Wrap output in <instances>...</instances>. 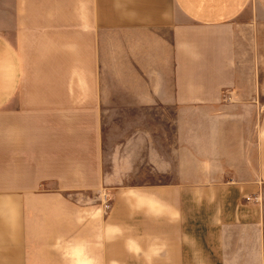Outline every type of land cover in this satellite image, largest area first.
<instances>
[{
	"label": "crops",
	"instance_id": "0c3cea01",
	"mask_svg": "<svg viewBox=\"0 0 264 264\" xmlns=\"http://www.w3.org/2000/svg\"><path fill=\"white\" fill-rule=\"evenodd\" d=\"M0 264H264V0H0Z\"/></svg>",
	"mask_w": 264,
	"mask_h": 264
},
{
	"label": "rangeland",
	"instance_id": "374dc122",
	"mask_svg": "<svg viewBox=\"0 0 264 264\" xmlns=\"http://www.w3.org/2000/svg\"><path fill=\"white\" fill-rule=\"evenodd\" d=\"M117 121L113 125H109V118H103L102 127V148L104 151V170L106 172L110 169V150L112 145L123 144L125 140H135V145H132L129 149V153L132 156L131 160H135L134 165H119L118 175L121 173L122 180L117 182L118 186H138L144 183H156V176L151 173V166L145 163V155L147 150L142 148V144L150 143L154 146L164 147V152L167 154L170 152L169 146L173 142V136L170 128L165 127L162 124L161 118H117ZM165 128V132H164ZM120 129V132L117 131ZM163 129V130H162ZM113 130V131H112ZM127 167L130 169L126 177L124 175ZM165 182L170 179L169 176L163 178ZM170 181V180H169ZM84 204L86 206L92 205L98 207L101 205V217L102 219L106 217L107 209L111 205V196L109 193L102 196L100 203L97 197H84Z\"/></svg>",
	"mask_w": 264,
	"mask_h": 264
}]
</instances>
